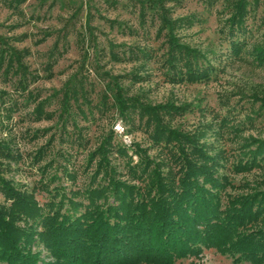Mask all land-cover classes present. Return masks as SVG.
<instances>
[{
	"label": "rangeland",
	"instance_id": "374dc122",
	"mask_svg": "<svg viewBox=\"0 0 264 264\" xmlns=\"http://www.w3.org/2000/svg\"><path fill=\"white\" fill-rule=\"evenodd\" d=\"M235 1H167L173 19L192 21L176 29L178 40L202 53L212 67L207 83L188 84L165 81L155 60L141 64L111 57V51L122 55L131 46L147 47L157 54L164 51V37L157 26L150 20L139 23L134 0H25L19 4L0 0V36L23 52L26 67L20 76L5 74L0 66V144H6L14 155L0 153V173L15 186L34 191L42 203L48 199L39 187L42 178L48 180L54 173L49 184H61L66 191L89 179V153L104 138L122 144L129 154L137 143L154 158L164 157L165 152L151 144L146 132L132 129L120 117L114 87L108 86L117 82L125 96L135 95L151 104H189L190 109L173 119L171 126L201 134L200 142L209 153L224 156L218 172L233 184L226 190H264V163L241 171L232 165L239 146L254 137L264 138V64L254 59L256 48H264V0H245L243 28L233 37L244 41L238 54L220 30ZM131 73L141 79L132 80ZM116 75L121 77L113 79ZM38 102L43 112L39 119ZM38 150L43 152L36 159ZM109 161L119 177L129 182L126 156L113 149ZM45 164L42 177L40 167ZM36 248L41 259H51L44 248ZM197 262L264 264L236 261L215 248H203L174 264Z\"/></svg>",
	"mask_w": 264,
	"mask_h": 264
},
{
	"label": "trees",
	"instance_id": "16d2710c",
	"mask_svg": "<svg viewBox=\"0 0 264 264\" xmlns=\"http://www.w3.org/2000/svg\"><path fill=\"white\" fill-rule=\"evenodd\" d=\"M13 1L19 4L25 0ZM167 1L134 0L132 4L138 6L140 24L150 20L157 26L164 37V51L157 54L147 47L131 46L122 55L111 51V57L141 64L155 60L167 82L207 83L212 67L202 53L181 43L175 33L192 21L173 19ZM230 8L220 30L238 54L244 41L233 37L243 28L245 0H236ZM22 58L23 52L0 36V66L5 74L24 76ZM254 59L264 64V48H256ZM129 77L141 79L137 73ZM108 86L114 87V102L124 123L146 132L151 144L165 152L164 157L154 158L137 143L129 154L122 144L104 138L89 153V179L66 191L61 184H49L54 173L48 180L42 178L39 187L48 195L42 203L34 191L15 186L0 173V264H174L203 248H215L236 261H264V190H226L233 184L218 172L219 159L224 156L209 153L200 142L201 134L171 126L190 105L171 101L151 104L135 95L125 96L117 82ZM41 106L40 102L36 105L38 119L43 115ZM113 149L126 156L129 182L119 177L109 161ZM41 152L38 150L36 159ZM0 153L14 158L4 143ZM263 163L264 138L254 137L239 146L232 165L241 171ZM40 168L43 177L46 164ZM67 175L75 178L72 172ZM36 247L44 248L51 259H41Z\"/></svg>",
	"mask_w": 264,
	"mask_h": 264
}]
</instances>
